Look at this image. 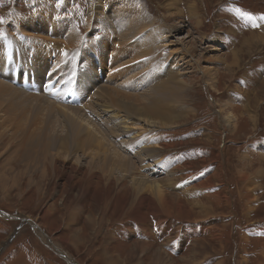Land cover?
Listing matches in <instances>:
<instances>
[{"label": "rangeland", "instance_id": "rangeland-1", "mask_svg": "<svg viewBox=\"0 0 264 264\" xmlns=\"http://www.w3.org/2000/svg\"><path fill=\"white\" fill-rule=\"evenodd\" d=\"M262 16L264 0H0V80L17 90L4 103L22 125L38 117L43 132L55 137L42 162L31 149L23 158L21 145L40 129L31 123L19 131L0 112V210L18 217L0 216V264H69L51 249L55 244L79 264L77 257L88 264H264ZM11 69L19 82H12ZM167 83L181 90L165 97L172 117L165 127L131 118L140 125L123 136L94 107L106 88L148 99ZM53 105L81 109L90 135L131 160L132 176L160 182L168 193L178 194L181 184L192 193L187 177H207L199 185L213 192L181 199L210 205L215 235L192 243L197 234L185 228L191 221L130 209L127 191L117 192L129 178L120 181L116 170L114 181L121 183L105 185L102 150L87 131L70 139L69 149L56 140L70 124ZM228 111L237 117L234 126L224 119ZM146 205L152 210L150 199ZM138 212L178 227L180 260L158 256L155 245L126 242L134 231L127 219ZM29 220L44 231L31 229ZM106 245L108 253L99 247Z\"/></svg>", "mask_w": 264, "mask_h": 264}, {"label": "bare ground", "instance_id": "bare-ground-1", "mask_svg": "<svg viewBox=\"0 0 264 264\" xmlns=\"http://www.w3.org/2000/svg\"><path fill=\"white\" fill-rule=\"evenodd\" d=\"M151 41H153V40H151ZM251 44H252L251 41L248 42V46H250ZM236 59L237 58L235 57L234 64L236 63ZM10 71L13 74L12 75V82H13V80H15V78H17L16 80H18L19 75L17 73L14 74V69H11ZM209 72H210V70H209ZM209 74H211V73H209ZM4 75H6V74H4ZM1 76H2V73H0V78H2ZM208 80L210 81V78ZM9 84H11V83H9ZM11 85L5 84L2 80H0V105L4 106V107L0 106V112H2V110H3V112L5 113L4 115L7 116V118H8L9 125H12V127L13 126L16 127L17 130H19L21 127H23L24 130H26L27 127H28V124L29 125L31 123H33V125L36 124V130H38V129H40V130H38V131L34 132L33 134H31V136L26 137L23 145H21V150L20 151H24V152H27V153H25V154L21 153L22 155L20 154V156L24 158L25 155L29 154V151L31 149L30 156L34 155L36 158L40 157L39 159H41V162H42L47 157L46 155L49 154V149H51L52 146H54L52 139L55 138V137H52V139H51L49 137L51 135L47 136L43 132L44 131V127L38 125L39 124V122H38L39 118L38 117L37 118H33L32 121L29 120L30 122L27 121L26 125H22L20 119H18L19 121H17V118L14 116L13 112L9 111V108H7V104H5V103H8V102L12 103V100H11L12 98L8 97V95L11 96V93H10L11 90L16 95V92L13 91L16 88H15V86L13 87ZM180 90H181V87H179V83L177 85L172 84V83H167V84H165L164 86H162V87H160L158 89H154V92H152L153 94H149V95H152L150 98L147 99L146 97H143L144 99L145 98L147 99V102H144L143 98H139V97L135 98V97H132V96H123V95H120V94H117V93L114 94V91H110V89L106 88L105 90H103L104 94L102 93V94L98 95L100 97V102L98 104L95 102L96 104L94 103V107L98 110L97 114H100L101 117L102 116L103 117L107 116L108 120H110L111 123L112 122L114 123L116 130H118V134L123 135V136H127V135H129V133H132L131 132L132 129L135 130L136 127L137 126L139 127V125H140V124L139 125L137 124L139 122L132 123L130 121V120H132L131 118H135L136 121L138 119H140V121H142V123H144L145 125H147L149 127L150 126H153V127L154 126H157V127L168 126L167 123H168V121L171 120L172 117L170 116V111L171 110L166 108L165 105H164L165 97L176 98V96H178V93H179ZM15 91H17V90H15ZM180 95H182V94H180ZM41 100H43V99H41ZM62 101H64V100H62ZM47 104H48V102H47ZM16 105H18V104H16ZM16 105H14V106L17 107ZM44 106H45L44 103H42V102L38 103V107L39 108L40 107H44ZM46 107H47V105H46ZM53 107L59 108L60 110H62L65 113L64 119L67 120V122L70 124V126L68 128V133H65L66 135L64 137H60V138L56 139L58 142H62L63 143V146H64L65 149H69V147L72 145V143L70 142V139H73L72 140V142H73L75 140V138H77V137L79 138V136H81L82 134H84L87 131L88 136H91L92 139H94V142L96 144L100 145L99 146V150H102L100 152V153H102L101 155H102V162H103V165L101 167L102 168L101 171H102L103 178L106 179V182H105L106 184L105 185L110 186L111 185L110 183H113L115 185L116 184L119 185L121 183V182H115L116 180L114 181V179L117 177V176L114 177V175H115L114 171H116V170H117V175L122 178V179H120V181H123V180H126L127 178H129V181H130L129 184L127 183L128 180H127V182L124 181V183H127V186L125 188L118 189L117 192L120 193L121 191H127V193L129 194V197H128L127 200H128V202H130V204L132 206V208L130 207V209H136L137 208L139 210H144L145 207H148L150 209V212H149L150 215L151 214H155V215H163L164 214L166 216H173L174 215V216L178 217L180 220H187V221H191V222H195V221H198V220H203L205 218H209L211 216H214L213 214H210V212H212L213 209L210 207V205L205 204L204 201H200L199 199L198 200H194V201H186L185 202L186 205H185L184 203H182V201H183L181 199L182 196L179 197V195H177V194H172V193L166 192L165 188L161 185L160 182L149 181V180H146L144 178H137L136 176H132V174L135 173V170L133 171V168H132V165H131V160L128 157L122 156L118 152H116V148H115V151H114L113 149H111L109 147V145H108V148H106L107 145H101L103 143V138L102 137H99L96 134L90 135V133H91L90 130H93V129H91V128L88 129L87 124L82 121V119H81V117H82L81 115L82 114L80 115V113H82L81 109H77V110L67 109V108H63V107L55 106V105H53ZM48 108L49 107H47V109ZM36 112H38V110H36ZM48 112H50V111H48ZM58 113H60V112H58ZM35 114H37V113H35ZM224 119H225V121L228 124H231V126L233 125L232 124L233 121L238 122L237 121V117L234 116L233 113H231L230 111H228V113L226 114ZM103 121H105V120H103ZM108 123H109V121H108ZM108 123H106V124H108ZM132 124L136 125V127L135 126H131ZM114 125H112L111 128ZM141 127H142V124H141ZM139 129L140 128H137V131ZM62 130H63V127H62ZM42 132L44 133V135L47 136V139H45V138H43L41 136ZM111 132L114 133L112 130H111ZM138 133H140V132L138 131ZM115 134H116V132H115ZM56 136H58V135H56ZM116 136H119V135H116ZM38 137H40V138H38ZM119 138H120V136H119ZM84 140L87 143V139H84ZM37 142L40 143L38 146H37V144H38ZM85 146H83V147H85ZM117 147H119V146H117ZM26 148L28 149V151L26 150ZM148 149H150V148H148ZM155 150H154V152H155ZM151 155H153V153ZM154 156H156V154ZM25 157H27V156H25ZM93 158H94V156H93ZM138 158H139V156H138ZM260 160H262V159H260ZM263 173H264V171H263ZM208 182L209 181H207L206 183H208ZM174 184H175V182H174ZM4 190H5V188H4ZM192 190H194V188ZM129 198L131 199V201H130ZM205 198H206V200L207 199L211 200L212 199V195L209 194ZM148 199H150L151 204H153L152 210H151L150 206L146 205V201H148ZM125 202H126V200H125ZM226 202L227 201H225V203ZM222 207H224V206H222ZM196 208H202V209H200L198 212H195ZM127 209H129V208H127ZM153 212H155V213H153ZM132 213H134V212H132ZM185 213L192 214V215L194 213H196L197 216L195 217V219L189 220V219H186L184 217ZM1 215H4L5 217L2 216L4 218L18 219V217L11 216V215L7 214L6 212H4L2 210H0V216ZM50 215H51V211L48 210V212L46 213V216L49 217ZM192 217H194V215ZM121 218H123V217L121 216ZM22 220L24 221L26 219H22ZM25 222H27V221H25ZM28 224H29L31 229L36 227L37 230L40 229L42 232L44 231L43 228H41L39 225H37L35 223L30 222V220H29ZM66 225H68V224H66ZM44 226L45 227H50V226H47V225H44ZM209 227H211V226H209ZM73 232H70V234H72ZM215 232H216V230L214 231V235H215ZM217 233H216V235H217ZM228 235H229V233H228ZM48 238H51V237L49 236ZM49 241L50 240H48V243H49ZM135 243H137V245L141 243L144 248L153 245V244H151V245L145 244V243H142V242H135ZM135 243H133L132 246H134ZM55 245H54L55 248L53 247V245H51V247H52L51 249L53 251H56L57 254L61 255L66 262H69V264L78 263L77 261H75L76 262L75 263L72 260L73 258H71L67 254H65L62 251H60L57 248V246H55ZM49 246H50V244H49ZM171 247H173V246H171ZM155 253L158 256H160L159 254H162L165 257L167 256V258L170 257L171 259H173V257L169 256L166 252H164L160 248H158V250H156ZM171 259H169V260H171Z\"/></svg>", "mask_w": 264, "mask_h": 264}, {"label": "crops", "instance_id": "crops-1", "mask_svg": "<svg viewBox=\"0 0 264 264\" xmlns=\"http://www.w3.org/2000/svg\"><path fill=\"white\" fill-rule=\"evenodd\" d=\"M188 178L192 182L191 186H193L194 188H196V187L197 188L192 190V194H191L189 192L187 193L188 189L183 188L182 184H181L180 185L181 190L177 194V195H179V197H181V196L183 198L200 197V195H198V193L201 191V189H204L205 192H209V193L213 192V187L206 190V188H202V186L199 185V184L206 183L208 181L207 177H203V176H199L196 178L187 177V180H188ZM187 180H186V182H187ZM253 210H251V211H253ZM136 215H137V218L134 217L135 215H133L132 219L131 218L127 219L128 226L132 227L134 229V231L131 234H128V236H130V237H129V239L126 240V242L130 243V245H132L135 242H142V243L149 244V245L153 244L156 247L163 250L164 252H166L168 255H170L174 259L180 260L179 258L184 255V242H182L180 239V237H181L180 232L181 231L178 230V227H175V225H172L171 223L168 224V220H166V219L165 220L162 219V220L157 221L154 218L153 219L149 218L146 220L142 216H141V218H138L139 212ZM214 220L215 219L208 220V218H205L203 220L195 221L194 223L191 222L190 225L185 226L186 230H188L191 234L193 232H196V234H197L196 235L197 237H195L196 240H194V239L191 240L192 243L193 242L195 243L196 241H201V240H203V241L210 240L211 236L214 234L215 227H216ZM220 221L224 223V222H227V219H226V217H224V218L221 217ZM130 223H132V225H130ZM138 225H140L141 229H138L139 228ZM209 226H211V227H209ZM112 229H114V228H112ZM164 230L166 231L165 233H164ZM184 235H185V232L183 233V236ZM134 236L143 237V239L142 238H134ZM171 246H173V247H171ZM99 247L101 249L105 250L107 253L109 252V246L106 245V246H99ZM223 257H224V254L222 255V257L219 256V260H220V258H223ZM77 260L80 263L88 264L86 261L79 259L78 257H77ZM143 262H145V261H143Z\"/></svg>", "mask_w": 264, "mask_h": 264}, {"label": "snow or ice", "instance_id": "snow-or-ice-1", "mask_svg": "<svg viewBox=\"0 0 264 264\" xmlns=\"http://www.w3.org/2000/svg\"><path fill=\"white\" fill-rule=\"evenodd\" d=\"M237 11H239V10H237ZM241 15L244 16V17H246V18H248V19H250V20L255 19L254 17H252V16H251L250 14H248V13H241ZM260 19L264 20V16L260 17ZM0 22H3V21H0Z\"/></svg>", "mask_w": 264, "mask_h": 264}, {"label": "water", "instance_id": "water-1", "mask_svg": "<svg viewBox=\"0 0 264 264\" xmlns=\"http://www.w3.org/2000/svg\"><path fill=\"white\" fill-rule=\"evenodd\" d=\"M19 220H22V218H19ZM50 240V239H49ZM62 259H63V257L61 256V255H59ZM64 260V259H63ZM73 260V259H72ZM74 261V260H73ZM75 262V261H74ZM69 263V262H68ZM76 263V262H75ZM76 264H78V263H76Z\"/></svg>", "mask_w": 264, "mask_h": 264}]
</instances>
